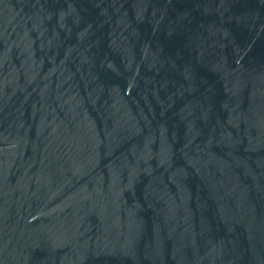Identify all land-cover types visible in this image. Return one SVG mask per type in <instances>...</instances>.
<instances>
[{
    "label": "water",
    "instance_id": "obj_1",
    "mask_svg": "<svg viewBox=\"0 0 264 264\" xmlns=\"http://www.w3.org/2000/svg\"><path fill=\"white\" fill-rule=\"evenodd\" d=\"M0 264H264V0H0Z\"/></svg>",
    "mask_w": 264,
    "mask_h": 264
}]
</instances>
